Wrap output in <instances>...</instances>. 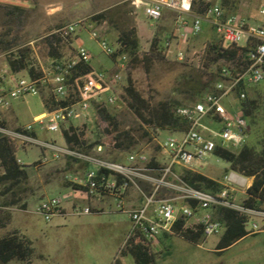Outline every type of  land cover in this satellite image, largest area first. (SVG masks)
Masks as SVG:
<instances>
[{
	"label": "built area",
	"instance_id": "2783aa9c",
	"mask_svg": "<svg viewBox=\"0 0 264 264\" xmlns=\"http://www.w3.org/2000/svg\"><path fill=\"white\" fill-rule=\"evenodd\" d=\"M137 1L153 20L160 19L165 9L175 12L178 15L177 39L181 42H188L209 27L217 34L223 48L231 45L247 48L245 63L241 68L223 65L212 90L205 92L199 100L178 108L179 115L189 121L187 129H168L171 135L166 140L154 138L157 143L154 149H117V158L111 153L112 145L105 140L106 133L100 125V110L107 106L121 107L124 103L118 89L125 80L123 70L126 55L119 56L118 70L100 71L93 68L72 82L70 69L80 63L91 64L93 59L89 49L80 43L74 55L52 61L49 72L43 70L38 78L19 80L9 91L3 90L0 95L2 109L10 107L11 99L29 94L42 95L43 88L49 90L57 103L69 98L73 100L47 110L35 117V122L49 131L75 127L82 141L81 149L39 140L30 133L32 124L8 128L0 120V133L11 139L17 148L36 144L44 154L52 151L55 160L70 158L85 164L80 177L74 174L66 176L71 183V194L42 199L36 213L47 222L55 216L103 214L105 209L92 202L110 198L116 210L127 213L131 222L120 252L139 237L152 252L161 253L166 249L162 234L176 235L189 227H201L205 237L222 234L225 225L216 217L222 208H232L249 216V219L260 217L264 221V211L246 207L244 199L241 203L236 202L237 192L247 194L253 183L252 177L231 171L219 181V189L209 190L192 185L183 176L185 170L201 172L206 166V158L216 155L218 147L237 149L248 143L251 127L241 102L251 91L264 84V5L259 8L257 18L252 19L244 12L230 10L223 0ZM80 27L87 29L110 56L121 48L120 43L118 47L112 46L94 23H87L83 19L66 23L53 33L67 40L76 35ZM164 46L169 51L172 40H166ZM206 47L207 43L204 52ZM184 56V51L179 50L178 57L183 59ZM72 92L76 94L75 97ZM231 95H235L240 102V108L235 113L223 102ZM75 121L79 124L74 125ZM214 123L219 127H215ZM89 131L98 137L85 141ZM44 159L48 160V157L45 155ZM17 161L22 164L21 159L17 158ZM132 189L138 194V205H128V194ZM67 201L73 202L70 209L64 205ZM182 221L178 230L177 226ZM257 226L253 224L254 228ZM251 231L256 232L254 229Z\"/></svg>",
	"mask_w": 264,
	"mask_h": 264
},
{
	"label": "rangeland",
	"instance_id": "374dc122",
	"mask_svg": "<svg viewBox=\"0 0 264 264\" xmlns=\"http://www.w3.org/2000/svg\"><path fill=\"white\" fill-rule=\"evenodd\" d=\"M0 2L3 3L0 6V40H3V43H0V95L2 89L9 91L15 85L12 73L6 67V55L16 51L18 47L30 46L32 48L30 59L33 65L37 70L49 72L54 57L50 54L48 38L66 23L80 19L94 23L114 47L119 46L120 31L136 27L137 18H141L145 26L153 30L151 34L144 32L143 29L138 32L137 29L140 38L137 51L139 60L134 61V55L129 51L121 52V48L114 59L111 58L90 32L81 27L77 34L72 36L73 43L61 44L59 47L62 57L67 58L74 55L75 48L82 43L93 55L92 67L100 71L118 70L119 56L122 54L127 56L123 70L125 80L118 89L124 103L121 107H106L125 129L139 127L126 93L129 76L137 89L153 105L159 102H175L180 103V107L192 103L193 100L189 99L184 91L189 85L186 78L192 72L204 68L202 67L206 57L204 45L213 39L219 40L217 34L206 27L202 33L191 37L188 42H181L177 39L178 15L175 12L165 9L160 19L149 20L145 17L144 6L137 0H0ZM11 5L22 6L25 12L11 15L8 12L12 8ZM226 5L232 11L244 12L250 18L256 19L264 0H228ZM103 12L107 14L106 18L92 19V16ZM157 28L161 30L163 37L172 40V47L169 51L164 47L165 58L155 61L147 69L141 57L149 50ZM77 37L78 41L74 43ZM179 50L184 51L183 59L178 57ZM17 77H19L17 81L32 79L27 73L18 74ZM205 92L207 90L203 94ZM254 92V96H259V106L254 112V117L247 116L251 127L247 140L248 144L259 147V142L264 138V84ZM43 93L50 92L43 88ZM72 95L76 96L73 92ZM223 102L233 113L240 108V102L235 95L225 98ZM44 109L42 96L29 94L11 99L9 108H0V115L16 128L32 124L33 130L30 133L39 140L54 141L57 145L66 146L62 130L49 131L44 125L35 122L34 116ZM100 125L102 130H105L107 122L102 118ZM213 125L219 127L217 123ZM87 133L85 141H93L98 137L94 132ZM152 135V141L140 140L134 148L154 149L157 144L155 137L164 141L171 133L156 129L152 131ZM105 140H108L107 135ZM17 154L22 164L28 168L30 184L26 192L19 193L16 197V204L0 206V236L10 231H19L21 235L33 240L35 256L29 262L14 260L8 264H112L131 227L128 214L117 211L114 202H111L112 206H105L103 214L55 216L50 222L36 213L42 199L63 195L66 184H71L66 176L74 174L80 177L85 164L70 158L53 161L55 160L53 152L48 150L44 154L41 147L36 144L19 146ZM45 155L48 160L44 159ZM113 155L116 156L117 151H114ZM38 162L41 165L36 169L35 163ZM227 169L228 162L211 155L206 158V166L202 171L222 181L224 176L231 172L227 173ZM245 197L244 193L237 192L236 202L241 203ZM254 223L258 225L256 228L253 227ZM246 229L248 231L254 229L256 233L241 238L221 253L216 251L221 233L208 236L198 243L179 235L162 234L161 239L166 243V249L159 256L157 264H264L263 220L260 217L250 218ZM122 261L123 264H135L131 254L123 256Z\"/></svg>",
	"mask_w": 264,
	"mask_h": 264
},
{
	"label": "trees",
	"instance_id": "16d2710c",
	"mask_svg": "<svg viewBox=\"0 0 264 264\" xmlns=\"http://www.w3.org/2000/svg\"><path fill=\"white\" fill-rule=\"evenodd\" d=\"M228 4V0H223ZM0 2V6H1ZM8 10L9 14H22L25 8L22 6L11 5ZM105 12L92 16L93 20L106 18ZM111 20V18H110ZM72 37L64 40L59 35L52 33L48 38L50 46V54L53 61L61 60L62 54L59 50L61 44H71ZM169 37H163L161 30L157 28L154 37L151 41L150 48L142 54L141 61L145 67L149 69L155 61H160L165 58L163 53L164 43ZM119 43L121 44L120 51H129L134 55V60H139L137 51L140 46V38L137 28L131 27L122 29L119 34ZM164 42V43H163ZM3 43V40H0ZM30 46L18 47L16 51L6 55L7 64L12 73H20L25 71L32 79H36L43 74L41 69L33 65L30 59ZM247 48L231 45L228 48H223L221 41L213 39L207 43L206 57L202 67L197 72H192L186 78L189 85L184 90L188 98L193 102L199 100L204 91H209L214 88L215 82L220 77L221 68L223 65H228L232 68H241L245 63V52ZM116 55V54H115ZM112 55L111 58L114 59ZM93 69L90 63H80L78 66L70 69L69 78L73 81L75 78L88 73ZM249 93V96L241 102L245 108L246 117H254V112L258 108L259 96H254V91ZM126 93L130 100L129 105L132 109L139 127L125 129L122 128L117 118L109 113L107 108L100 110L101 117L107 122L105 133L107 142L113 147V152L117 149L131 150L139 143L140 140H153L152 131L160 130H185L189 127V121L178 113L179 104L171 102H159L153 105L147 100L135 86L131 76L128 79ZM42 100L44 106L48 110L56 108L59 104L66 105L72 102V98L61 100L57 103L51 93H43ZM5 124V122H4ZM67 144L72 145L77 149L82 148V141L76 133L75 127L63 131ZM259 147L245 144L237 149H225L218 147L215 151L216 156L229 163V169L226 172L236 171L244 174L247 177L253 178V183L249 187L244 204L246 207L264 211V138L259 142ZM16 144L7 136L0 133V206H13L16 204V197L19 193L26 192L30 184V174L28 168L18 163L17 161ZM114 157L117 158V155ZM41 165L40 162L35 163ZM183 176L192 185L209 190H217L221 187L217 179L208 177L201 172H193L185 170ZM69 186L70 184H66ZM79 186L78 184H74ZM23 207H26L23 205ZM216 217L223 221L225 230L222 233L219 242L216 246V251L221 253L236 243L241 238L255 234L254 231H248L246 224L249 216L241 214L239 211L232 208L220 209ZM184 221L180 222L177 229L180 230ZM264 225V224H263ZM176 235L185 239L198 243L200 240L206 239L203 235L201 227L197 229L186 228L183 232H178ZM162 253V252H161ZM161 253L152 252L142 238L134 239L124 251L119 252L113 261V264H123L122 258L126 254H131L135 264H157ZM35 256L34 242L26 235H21L19 231H10L0 236V262L8 264L14 260L20 262H29Z\"/></svg>",
	"mask_w": 264,
	"mask_h": 264
},
{
	"label": "crops",
	"instance_id": "0c3cea01",
	"mask_svg": "<svg viewBox=\"0 0 264 264\" xmlns=\"http://www.w3.org/2000/svg\"><path fill=\"white\" fill-rule=\"evenodd\" d=\"M145 17L147 18V19H149L150 20V18L145 14ZM151 20H153V19H151ZM136 28L138 29V32H140L142 29L144 30V32H148V33H153V30H149L146 26H145V23L143 22V20H141V18H137V21H136ZM151 34H149V35H151ZM78 41V37L74 40V43H76ZM91 65H92V63H91ZM6 67L9 69V71L11 72V70H10V68H9V66H8V64H6ZM12 73V72H11ZM21 73H26L25 71H22V72H20V73H16V74H14V73H12V79L14 80V82H15V84L18 82L17 80H18V78L19 77H17V75L18 74H21ZM262 86V85H261ZM2 91H3V89H2ZM42 96V95H41ZM44 104V103H43ZM44 110L43 111H41V112H39V113H37L35 116H34V118L35 117H37V116H39V115H41V114H43V113H45L48 109H46V107L44 106ZM0 120L1 121H3V124H4V122H5V126H7L8 128H16L15 126H12L10 123H9V121L4 117V116H1L0 115ZM79 124V122L78 121H75L74 122V125H78ZM16 155H17V158L18 159H21V158H19L18 157V154L16 153ZM60 160V159H59ZM22 161V160H21ZM53 161H57V160H53ZM52 162V161H51ZM38 166L39 165H37V166H35L36 167V169L38 168ZM201 173H203V174H205L203 171H201ZM229 174V173H228ZM205 175H207V174H205ZM208 177H211V178H213V179H218V178H214V177H212V176H210V175H207ZM252 180V179H251ZM71 189H70V187L69 186H65V190L63 191V195H65V194H71ZM111 202H113V200H111L110 198H105L104 200H101V201H94V202H92L93 203V205H95V206H97V207H99V208H103V209H105L106 207L105 206H112V203ZM127 202H128V205H138V202H139V197H138V194H137V192L135 191V190H131L130 192H129V194H128V199H127ZM72 201H67L64 205H65V207L67 208V209H70V207H71V205H72ZM264 222V221H263Z\"/></svg>",
	"mask_w": 264,
	"mask_h": 264
}]
</instances>
